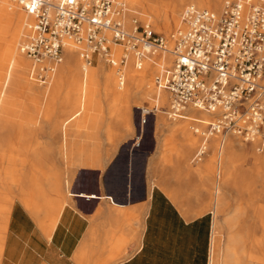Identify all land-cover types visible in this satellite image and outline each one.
<instances>
[{"label": "crops", "instance_id": "1", "mask_svg": "<svg viewBox=\"0 0 264 264\" xmlns=\"http://www.w3.org/2000/svg\"><path fill=\"white\" fill-rule=\"evenodd\" d=\"M185 3L214 0L138 7L165 12L167 28ZM1 28L0 264H208L214 231L250 238L258 252L264 154L255 143L208 135L216 116L206 112L151 109L134 69L120 74L97 55L86 65L64 51L42 84Z\"/></svg>", "mask_w": 264, "mask_h": 264}, {"label": "built area", "instance_id": "2", "mask_svg": "<svg viewBox=\"0 0 264 264\" xmlns=\"http://www.w3.org/2000/svg\"><path fill=\"white\" fill-rule=\"evenodd\" d=\"M8 1L33 19L20 51L38 66L42 84L67 46L86 65L97 55L120 74L129 64L141 71L157 52H169L167 39L149 23L132 18L127 24L123 0ZM180 22L170 36L173 65L154 77L156 88L169 95L172 116L190 107L214 115L208 135L231 132L264 154V5L224 0L219 13L188 5Z\"/></svg>", "mask_w": 264, "mask_h": 264}, {"label": "bare ground", "instance_id": "3", "mask_svg": "<svg viewBox=\"0 0 264 264\" xmlns=\"http://www.w3.org/2000/svg\"><path fill=\"white\" fill-rule=\"evenodd\" d=\"M139 1H141V0H139ZM139 1H137V0H129V3H131L132 5L138 7V2ZM0 2H2V4H0V23L2 25H0V26L4 27V28H1L2 31L4 30V32H5V30H6L8 33H11L12 36L14 37V39H15L16 36H17L18 27L21 25L22 28H21L20 32L22 33V37L26 34V32H28V34H29V26L32 24L33 19L29 15H27L25 13V11L18 4L14 3V2H11V1H8V0H0ZM214 2H215V7H214V5H213V7H214L213 9L208 7V10H212V11H214L216 13H219L220 0H214ZM255 2L259 3V4H264V0H255ZM198 6H200V5H198ZM198 8H202V7L200 6ZM178 14H179V11H176V12L172 13L169 16V17H171V19L173 20L174 23L178 22V20H177L178 19ZM164 15H163V17H164ZM155 16H156V18H159L157 15H155ZM167 16L168 15H165V17H167ZM167 19H168V17H167ZM163 21H165V20H163ZM164 25H165V23H164ZM165 27L163 29H161V30H164V31H168L169 30L170 31L172 25H170V26L167 25V28H165ZM157 29H160V28H157ZM28 34H26L25 36H27ZM22 40H24V39H22ZM13 43H11V44H13ZM171 46H172V43H171ZM66 49L70 50L71 46H67V47L64 48V50H66ZM168 51L171 52L169 49H168ZM19 52L21 53V51H19ZM19 52L17 51V53H19ZM169 52H167V53L170 54ZM20 53H19V55H20ZM19 55H18V58L20 59V63H22L21 62V57H22L23 54L21 53V56H19ZM165 56H162V57H165ZM18 58L16 60H13L14 63L17 60L19 61ZM14 63H12V66H14ZM169 63H170V60L165 61L163 65L164 66H168ZM144 65H145V72L148 73V71H149V76L151 78L155 77L156 74H159L161 72L160 69H159L160 72H159V70L153 69L154 67L152 68L151 64H149V63H145ZM11 68H10V70H11ZM19 68H21V67H19ZM12 69L14 70V68H12ZM131 71H133V70H131ZM149 82H150V86H155L154 80L150 79ZM161 91L165 92L164 90L159 89V93H161ZM166 93L165 94H163V93L159 94V101H160L161 104H165L169 100V105H170V99H168L169 95L167 97ZM200 112H202V111H200ZM0 222H1V220H0ZM2 226H0V258H1V254H2V237H3L2 236L3 235V233H2L3 227ZM216 235H218V233H216ZM216 246L218 247V245H216ZM255 250L256 249H255V246H254V240H252L250 238L241 237L239 235L227 236V237L223 238V244H222V247H221V254H220V258L218 259V261L216 260V251H217V249H215V244H214V241H213V244L211 245V250H210L209 264H264V241H262V246L258 247V252H256Z\"/></svg>", "mask_w": 264, "mask_h": 264}, {"label": "rangeland", "instance_id": "4", "mask_svg": "<svg viewBox=\"0 0 264 264\" xmlns=\"http://www.w3.org/2000/svg\"><path fill=\"white\" fill-rule=\"evenodd\" d=\"M166 1H167L168 4H170L173 0H166ZM223 1L224 0H220V3H219V12L221 10ZM123 2H125V4L127 5L128 10H129L127 24L128 25L130 24V20L132 18L138 19L141 23H144V22L149 23L151 25L152 29L156 33L162 34L167 39V41L169 42L168 49L171 50V47L172 46H171V42H170V36L173 33H175V31L181 26V22H180V20H181V14H182L184 8L189 5V3H185V4H183L181 6L180 11H179V14H178V19H177L178 22L177 23H174L173 20L171 19L172 21L169 22L172 25L170 31L169 30L168 31H164V30H161V29H163V20L165 19L163 17V15L165 14V12H157V13H155V14L153 13L151 15L150 13H145L144 11H142L141 8H139L137 6H134L131 3H129V0H123ZM0 4H2V2H0ZM260 5H264V4H260ZM214 7H215V2H214ZM214 7H212L211 9H213ZM168 8H170L169 5H168ZM162 9L167 10L166 7L162 8ZM198 9H208V7H202V8H198ZM155 15H157L159 18H156ZM21 28H22V26L20 25L18 27L17 36L15 38V43H16L17 47H19V48L21 47V45L26 40V36L25 35L28 34V32H26V34L22 37V33L20 32ZM157 28H160V29H157ZM22 39H24V40H22ZM64 51L66 53H68L69 51H71V53H73L74 55H77V54L79 55V53H80V52L76 51L73 47H71L70 50H67L66 49ZM114 51L116 52V56H119V54H120L121 51L119 49H114ZM164 54L165 53L157 52L153 56V58H151V60H149V61H147L145 63L151 64V67L152 68L154 67L153 69H155V70H159V69L160 70H163L164 67L167 68V69H170L172 67V65H173V57H172L171 54L166 53L165 54L166 56ZM162 56H165V57H162ZM24 58H25V56H24ZM168 60H170L169 65L168 66H164L163 65L164 62L165 61H168ZM130 67L131 68L133 67L132 64L131 65L129 64V66L125 69L124 72H126V74H127L128 69ZM110 68L115 70V68H112L111 66H110ZM160 70H159V72H160ZM133 75H135L136 78H140L141 79V81L139 82L140 84L146 85V87H148L150 89V91H151V93H150L151 100L149 102L150 108L153 109L154 106H156V105H157V107L163 106L164 104H161L160 101H159V94H162V93L165 94L166 91L165 92L161 91V93H159V89L157 90V88L155 86H150V82L149 81H145V78L146 77H148V80H150V79L154 80V77L151 78L149 76V71H148V73L145 72V65H143V69L141 71L134 70ZM167 97H168V94H167ZM147 98L148 97H146V99H145L146 101L148 100ZM168 99H169V97H168ZM165 104H169V100ZM190 110L197 111V110H195L194 108H191V107H190ZM167 111L168 112H167V115L166 116H172V114L170 112V109H168ZM197 112H199V111H197ZM186 114H187V112H185L184 115H186ZM204 119L206 120V122H209L211 120V116H209L208 114H206V116H205ZM216 233H218V231H214L213 232V236L211 238V244H210V249H209V260H210L211 245L213 244V241H214L215 249H217V251H216V260L218 261V259L220 258V254H221V247H222V244H223V237L222 236H219V235H216ZM216 245H218V247ZM208 264H209V262H208Z\"/></svg>", "mask_w": 264, "mask_h": 264}]
</instances>
